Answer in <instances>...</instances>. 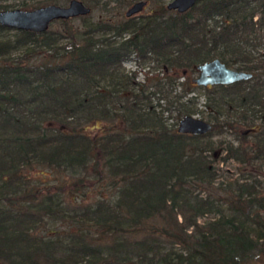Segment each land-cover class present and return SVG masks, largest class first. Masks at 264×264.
I'll list each match as a JSON object with an SVG mask.
<instances>
[{
	"label": "trees",
	"instance_id": "trees-1",
	"mask_svg": "<svg viewBox=\"0 0 264 264\" xmlns=\"http://www.w3.org/2000/svg\"><path fill=\"white\" fill-rule=\"evenodd\" d=\"M79 1L91 11L102 0ZM110 1L123 9L138 0L101 8L110 11ZM159 10L83 30L68 27L74 18L58 20L63 45L49 29L14 30V45L36 48L18 59L0 40V264H248L264 254L263 191L242 175L216 196L211 160L246 172L264 166V0ZM147 54L165 67L169 89L157 82L147 93L120 72ZM212 59L252 76L205 88L222 122L213 116L209 133L179 134L162 113L174 106L189 115L181 100L197 86L176 72ZM218 122L244 128L237 146L214 148Z\"/></svg>",
	"mask_w": 264,
	"mask_h": 264
},
{
	"label": "rangeland",
	"instance_id": "rangeland-1",
	"mask_svg": "<svg viewBox=\"0 0 264 264\" xmlns=\"http://www.w3.org/2000/svg\"><path fill=\"white\" fill-rule=\"evenodd\" d=\"M59 1V0H58ZM104 1L102 0L97 8L92 9L90 11L89 16L86 17V19L82 20V18H74L67 22L68 27H70L72 30H83V25L88 23H95L102 20H106L110 17H114L115 21H122L124 11L126 8L118 9L110 1L109 5L106 8H112L110 11L108 9L101 8ZM170 0H150L147 2V5L145 8L138 13L137 20L143 21V19L147 18L150 14L154 13V11L158 10L160 6H164L169 2ZM68 3V2H67ZM67 3H59L57 5L59 6H65ZM2 4L7 5L8 8L6 9H22V10H31L34 9V6L42 7L46 5H55L54 0H5L2 2ZM24 4L25 6H22ZM156 13V12H155ZM50 31L53 32V37L56 38V42L58 45H63L65 43V40L67 39L66 35L63 34V22L60 21H54L49 25L48 28ZM105 38H112V33L104 35ZM119 38L115 37V40L118 41ZM0 40L5 41L10 45L8 48V55L12 59H18L21 58L24 54V52L27 49L35 50L36 48L28 47L30 45L26 46H16L13 44L14 42V30L8 29L6 31H3L0 33ZM40 49H43L42 47ZM34 52V51H33ZM30 53V52H29ZM7 55V56H8ZM32 60V58H31ZM23 61H26L23 60ZM120 72H122L126 76H134V81L140 84H143L146 88L147 93L152 92L153 85L155 83H160L162 87L169 89L167 84V76H166V69L161 64L160 60H156L152 55L147 54L143 58H130L129 61L124 62L121 65ZM177 75H183V77H180L178 79V82H182L184 79H186V84L189 85L190 80L195 78L197 74L195 72H191L189 70H178L176 72ZM169 76V75H168ZM175 75H173L174 77ZM175 87L172 94L176 93L181 95V87L176 85V82L172 83ZM214 92H211V90H206L205 88H199L197 87L192 91V93H189L185 95V97L182 98L181 102H185L186 100L190 101V105H188V109L191 116L205 120L207 122H211V119L213 116H217L216 113V95L213 94ZM150 105L154 107L156 111H162V108L165 107V102L163 100H158L157 97H151L150 98ZM218 121L222 122L223 116L219 114ZM162 118L165 120V123L169 125H174L175 129L177 128V123L181 116L179 117L176 111V108L173 106L169 108L167 111H163ZM218 124V130L217 133H215L210 139V142L213 143V146L216 150H218V145H221V147H224L228 144H230L232 147L237 146V139L236 136L240 135L244 128H240L238 125H234L232 128L229 129L227 127H220V123ZM256 124L258 121L255 122ZM207 139H202L201 141L204 142ZM217 146V147H215ZM214 159L212 158V166L215 169V184L214 187L216 188V191L213 193L216 196L220 195L221 193L218 191L219 188H223L224 186L233 183L236 178L241 177L242 175L246 178H249L251 181H253L256 184V189L258 191H263V197H264V166L256 171L252 172H246V170H243L239 164H237L232 159H228L224 162L218 161L217 159L219 156L214 154ZM224 153H221L220 156H223ZM248 171V170H247ZM30 172V171H29ZM200 219V221L205 220ZM248 264H264V254H256L254 253L252 257L250 258V261Z\"/></svg>",
	"mask_w": 264,
	"mask_h": 264
},
{
	"label": "water",
	"instance_id": "water-1",
	"mask_svg": "<svg viewBox=\"0 0 264 264\" xmlns=\"http://www.w3.org/2000/svg\"><path fill=\"white\" fill-rule=\"evenodd\" d=\"M199 0H170L167 10L184 13ZM144 1H138L124 13L125 17L138 14L144 7ZM90 8L79 0H70L65 6L46 5L31 10H0V26L16 31H27L35 34L46 31L49 25L58 20H67L87 16ZM197 76L191 82L197 87L227 86L236 82L247 81L252 74L226 67L218 59H212L195 67ZM177 133L200 136L211 131V124L191 115L183 116L177 123Z\"/></svg>",
	"mask_w": 264,
	"mask_h": 264
},
{
	"label": "flooded vegetation",
	"instance_id": "flooded-vegetation-1",
	"mask_svg": "<svg viewBox=\"0 0 264 264\" xmlns=\"http://www.w3.org/2000/svg\"><path fill=\"white\" fill-rule=\"evenodd\" d=\"M138 1H144V2H145L144 7L142 8V10H143V9L145 8V6L147 5V2L150 1V0H138ZM138 1H135V2H133L132 4H130V5L126 8V10H127L130 6H132L134 3L138 2ZM126 10L124 11V13L126 12ZM142 10H141V11H142ZM141 11H140V12H141ZM164 11H165V12H176V11H173V10H171V11H170V10H167V9H166V5H165V7H164ZM140 12H139V13H140ZM154 12H160V10L158 9V10H156V11H154ZM136 15H138V14H136ZM136 15L131 16V17H128V18L125 17V16L123 15V17H124V19H129V18H131V19H133V20L135 21V20L138 19Z\"/></svg>",
	"mask_w": 264,
	"mask_h": 264
}]
</instances>
